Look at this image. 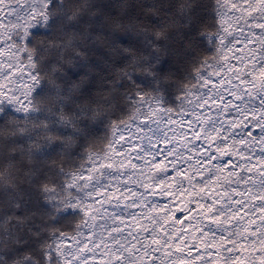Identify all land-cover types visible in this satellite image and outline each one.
<instances>
[{"label":"snow or ice","instance_id":"1","mask_svg":"<svg viewBox=\"0 0 264 264\" xmlns=\"http://www.w3.org/2000/svg\"><path fill=\"white\" fill-rule=\"evenodd\" d=\"M143 8L0 0V264H264V0Z\"/></svg>","mask_w":264,"mask_h":264},{"label":"trees","instance_id":"2","mask_svg":"<svg viewBox=\"0 0 264 264\" xmlns=\"http://www.w3.org/2000/svg\"><path fill=\"white\" fill-rule=\"evenodd\" d=\"M168 3L169 0H65V9L80 7L79 19L75 22L77 29L86 33L89 39L99 35L101 39L91 46L101 54H107L109 45L116 40L129 42L141 38L145 34L142 28L148 27V34H152L147 23L151 14L145 12L143 5L156 4L158 8H164ZM95 58V55L89 56L93 61Z\"/></svg>","mask_w":264,"mask_h":264}]
</instances>
